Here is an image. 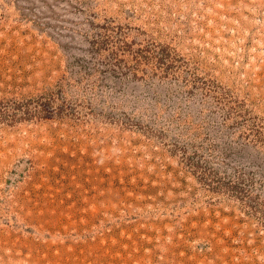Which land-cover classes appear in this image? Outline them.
<instances>
[{
	"label": "rangeland",
	"instance_id": "374dc122",
	"mask_svg": "<svg viewBox=\"0 0 264 264\" xmlns=\"http://www.w3.org/2000/svg\"><path fill=\"white\" fill-rule=\"evenodd\" d=\"M0 264H264V0H0Z\"/></svg>",
	"mask_w": 264,
	"mask_h": 264
}]
</instances>
